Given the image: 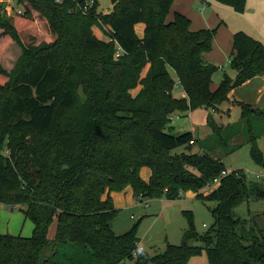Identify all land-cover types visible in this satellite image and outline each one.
Here are the masks:
<instances>
[{"label":"trees","instance_id":"trees-1","mask_svg":"<svg viewBox=\"0 0 264 264\" xmlns=\"http://www.w3.org/2000/svg\"><path fill=\"white\" fill-rule=\"evenodd\" d=\"M28 1L53 37L45 46L24 47L11 72L0 63V152L7 151L0 154V205L21 206L35 229L31 237L0 232V264H188L204 253L210 264H264L262 232L241 229L235 214L252 195L264 198V186L250 187L243 170L228 172L205 150L175 154L191 150L195 137L170 127L173 114L218 111L233 88L264 75V43L236 32L230 63L236 78L226 74L213 90L218 66L205 55L219 26L193 31L180 12L168 20L174 0H111L108 11H99V0L88 10L90 0ZM214 1L241 13L247 4ZM26 26L30 18L0 17V38L22 45L19 31ZM171 72L185 98L174 96ZM240 105L252 129V156L264 165L253 133V118L264 110ZM209 124L220 133L212 118ZM144 167L152 171L149 181L141 176ZM128 187L146 200L193 192L216 201L215 222L200 234L190 215L182 244L169 243L154 256L137 252L135 230L117 235L112 226L119 210L111 193Z\"/></svg>","mask_w":264,"mask_h":264},{"label":"rangeland","instance_id":"rangeland-1","mask_svg":"<svg viewBox=\"0 0 264 264\" xmlns=\"http://www.w3.org/2000/svg\"><path fill=\"white\" fill-rule=\"evenodd\" d=\"M208 1L209 3H202V0H198L192 5V13L196 12L200 16L194 20L195 24L192 27L200 30L219 26L212 50L213 59H215L213 64L218 66V70L213 75L212 88H218L226 74L236 73L231 67L222 63L227 54L230 56L229 49L225 50L229 43L231 44V51H233L232 40L236 32H246L264 43V0H247L243 13L221 5L214 0ZM0 5V17L7 18L11 22H15L19 17H26L30 18L32 22V26H26L19 31L22 45L15 42L5 43L0 38V63L8 72H11L22 56L24 47L28 49V47L45 46L52 41L51 37L53 36L46 18L33 9L32 4L28 0H12L9 3L0 0ZM200 6L201 11L203 8L207 10L200 12ZM111 7V0H99V11H108ZM27 9L31 12L30 16L26 13ZM19 10L22 11L21 14ZM70 12H73V10H70ZM169 18H171V15ZM142 28V26L138 27V33L141 36ZM94 29L100 38L108 39L102 30ZM3 31L0 28V34ZM221 65H224L225 68H220ZM171 74L176 80L174 91L177 96H180L183 87L177 75L174 72H171ZM244 84L234 88L233 95L235 98L242 103L252 104L256 108H263L264 95H261L258 91L262 84L260 80H254L251 84ZM260 96L263 99L258 102L257 99ZM229 101L234 102L231 99ZM220 109V111L215 112L212 109L203 107L193 110L191 114L175 113L172 115L171 132L179 134L194 129L199 143L193 147V152L196 151L195 149L201 152L200 149L203 148L211 156L221 158L226 164L228 171L243 170L247 174V182L250 187L253 183H259L264 186V165L257 163L252 156V144L249 142L252 129L249 123L242 119V107L237 105L229 108L228 103L225 102ZM209 118H212L218 124L220 133H215V130L208 122ZM253 121V133L259 136L257 143L264 156V117L254 116ZM189 151L191 150L186 147H180L174 153ZM0 154L6 155L7 151H1ZM148 171H150L149 168H144L142 177ZM217 186L218 183L214 184L207 194L211 193ZM216 206V201H203L198 199L193 192H187V194L176 200L155 198L149 200V202L146 199H142V201H135L130 204L128 202L117 203L116 208L119 212L114 218L112 226L117 235L135 230L136 236L140 239V245L145 248L146 252L154 256L163 253L169 243L172 245L182 244L184 233L190 226V215H193L196 230L200 234L207 232L215 222L213 210ZM4 208L10 209L7 205ZM21 212L24 214L22 207L16 206L13 213L19 214ZM235 214L237 218L243 221L241 229L244 227L246 231L258 236L262 232L264 237V198L257 199L252 195L236 208ZM56 228V224L51 227L50 238L55 235ZM191 244L194 246L202 245L196 241H192ZM125 264H134V261L127 260ZM188 264L210 263L206 254H202L196 256V259Z\"/></svg>","mask_w":264,"mask_h":264},{"label":"crops","instance_id":"crops-1","mask_svg":"<svg viewBox=\"0 0 264 264\" xmlns=\"http://www.w3.org/2000/svg\"><path fill=\"white\" fill-rule=\"evenodd\" d=\"M196 2H198V0H174V4H173V7H172V11H171V13H170V15H171V18H169V16H168V20H172L173 18H174V14L176 13V12H180V13H182V14H184V15H186L187 17H189L190 19H191V30H192V28H193V30H199V28H195V27H192L194 24H195V19L197 18V17H200L199 16V14L198 13H192V9H191V7H192V5H194ZM205 3V2H208L209 3V1L208 0H202V3ZM207 4V3H206ZM206 4H205V6H206ZM204 6V7H205ZM200 8H201V6L199 7V10H200ZM207 9L206 8H203L202 9V11L200 10V12H205ZM203 18V17H202ZM220 24H222V23H220ZM197 27H202V26H197ZM203 29H208V28H203ZM201 30V29H200ZM216 38V37H215ZM214 41H215V39H214ZM233 41V40H232ZM224 44V43H223ZM225 46V45H224ZM214 47V46H213ZM232 48H233V42H232ZM229 49V53H230V56H229V54H227V56H225L224 57V61L222 62V63H224L225 65H228V67H231V53H232V51H231V44L229 43V46L228 47H225V50H228ZM205 57H206V59H207V61H209V62H211V63H213V62H215V59H213L214 57H213V53H212V51L211 52H209V53H207L206 55H205ZM220 68H225V66L224 65H221L220 66ZM232 68V67H231ZM233 69V68H232ZM234 70V69H233ZM235 72H236V70H234ZM235 74H237V72L236 73H234V74H228L232 79H234L235 80ZM254 80H260V82L262 83L261 84V86L258 88V91L261 93V95H264V75H262V76H258V77H256V78H254V79H252V80H249V81H247L245 84L247 85V84H251ZM234 82V81H233ZM244 84V85H245ZM211 87H212V85H211ZM213 90L214 89H216V88H212ZM234 88H233V90L230 92V94H229V98L231 99V100H233L234 102H227L228 103V105H229V108L230 107H232V106H237V105H240V103H242V102H240V100L238 101L236 98H235V96L233 95L234 94ZM182 94H180V96H177V94H176V92L174 91L173 92V94H174V96L176 97V98H185L186 96H187V94H186V92L182 89V92H181ZM234 96V97H233ZM263 98H261V96L257 99V101L258 102H260L261 100H262ZM258 102H256V103H258ZM250 105H252V104H250ZM222 107V106H221ZM240 107H241V105H240ZM253 107H254V105H253ZM255 109H254V111L256 110V109H258V108H256V107H254ZM259 109H262V110H264V107L263 108H259ZM221 109H219L218 111H220ZM218 111H215V112H218ZM191 112L192 111H189V112H187V113H190L191 114ZM184 115V114H183ZM209 122V121H208ZM214 122H215V120H214ZM216 123V122H215ZM218 125V124H217ZM219 127V126H218ZM193 134H194V137H195V143L193 144V146H192V148H191V152H193L194 150H193V147L195 146V145H197L198 143H199V140L197 139V137H196V134L194 133V129L191 131ZM193 150V151H192ZM196 151L195 152H193V153H196V152H198L197 151V149H195ZM201 151H204L205 149H203V148H201L200 149ZM217 159H221V158H217ZM222 160V159H221ZM223 161V160H222ZM144 168H148V167H144ZM143 168V169H144ZM142 169V170H143ZM150 169V168H149ZM229 171H231V170H229ZM151 175H152V171H151V169H150V171H148V172H145L144 173V176L142 177L143 178V180H145V181H149L150 180V177H151ZM141 176H142V171H141ZM185 194H187V193H185ZM185 194H183V195H185ZM195 194V193H194ZM182 195V196H183ZM196 195V194H195ZM111 197L113 198V201H114V204H115V207H117V203H121V204H123V203H134L135 201L136 202H139V201H142V198H137L136 196H135V193H134V191H133V189H131V188H127L126 190H124L123 192H120V193H117V192H113V193H111ZM125 198V199H124ZM148 202H149V200H148ZM5 207V205H0V232L2 233V234H12V235H16V236H23V237H31L32 236V234H33V232H34V229H35V225H34V223L30 220V219H28L27 217H26V215L25 214H23L22 212L21 213H19V214H15V213H13L14 212V209H15V207H13V208H10V209H6V208H4ZM28 233H32V234H28ZM26 235H29V236H26ZM140 244V243H139ZM204 254H206V253H204ZM204 257V256H203ZM206 257H207V255H206ZM194 259H196V257H193L190 261L192 262ZM209 261V260H208Z\"/></svg>","mask_w":264,"mask_h":264},{"label":"built area","instance_id":"built-area-1","mask_svg":"<svg viewBox=\"0 0 264 264\" xmlns=\"http://www.w3.org/2000/svg\"><path fill=\"white\" fill-rule=\"evenodd\" d=\"M1 1H3V2H8V3H9V2H11L12 0H1ZM94 3H95V0H90L89 3L84 7V10H88V9H90L91 7H93V6H94ZM19 13L21 14L22 11L19 10ZM228 172H230V171H228ZM228 172H227V173H228ZM227 173L224 172V175L227 174ZM215 182L218 183V182H219V179H217ZM143 251H145V248L139 244V245H138V248H137V252H143Z\"/></svg>","mask_w":264,"mask_h":264},{"label":"water","instance_id":"water-1","mask_svg":"<svg viewBox=\"0 0 264 264\" xmlns=\"http://www.w3.org/2000/svg\"><path fill=\"white\" fill-rule=\"evenodd\" d=\"M235 85V81L232 83V86H234Z\"/></svg>","mask_w":264,"mask_h":264}]
</instances>
